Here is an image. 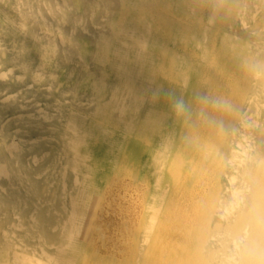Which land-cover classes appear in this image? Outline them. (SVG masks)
<instances>
[{
    "label": "bare ground",
    "instance_id": "6f19581e",
    "mask_svg": "<svg viewBox=\"0 0 264 264\" xmlns=\"http://www.w3.org/2000/svg\"><path fill=\"white\" fill-rule=\"evenodd\" d=\"M95 6L112 23L96 41L105 67L85 81L96 118L62 134L64 188L44 203L0 152V173L30 187L0 194V264H264V0ZM113 172V189L153 179L139 229L127 214L110 226ZM160 204L177 226L157 224Z\"/></svg>",
    "mask_w": 264,
    "mask_h": 264
},
{
    "label": "rangeland",
    "instance_id": "374dc122",
    "mask_svg": "<svg viewBox=\"0 0 264 264\" xmlns=\"http://www.w3.org/2000/svg\"><path fill=\"white\" fill-rule=\"evenodd\" d=\"M97 1L0 0V152L11 159L6 160L11 168H24L35 181L42 198L38 200L40 204L64 188L63 171L69 164L61 148L62 134L71 131L69 127L78 121L90 123L96 118L98 98L86 91L85 81L88 75H99L105 67L96 59L102 53L96 49V41L112 33L109 16L95 6ZM50 42L52 51L44 47ZM84 49L89 50L85 58ZM127 99L122 98L113 107L116 115ZM103 101L117 103L110 94ZM12 142L17 146L7 148L6 144ZM15 155H19L18 159ZM68 169L71 173L72 169ZM131 177L126 178L132 183L129 187L113 189L119 180L113 172L104 191L105 205L112 203L108 214L111 228L122 224L127 215L130 229L145 225L148 201L143 194L153 179L136 183ZM21 187L0 173V194L7 195L9 190ZM27 188L30 187L21 189L28 192ZM67 189L71 191L69 181ZM192 201L189 195L188 203ZM155 209L160 227L163 222L177 226L180 215L172 214L166 219L165 205ZM242 258L241 254L227 264H243Z\"/></svg>",
    "mask_w": 264,
    "mask_h": 264
}]
</instances>
